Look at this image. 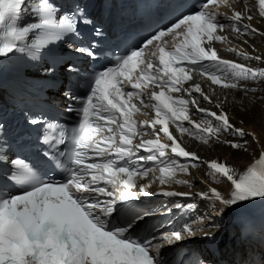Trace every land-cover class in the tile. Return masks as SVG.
Here are the masks:
<instances>
[{
    "label": "snow or ice",
    "instance_id": "snow-or-ice-1",
    "mask_svg": "<svg viewBox=\"0 0 264 264\" xmlns=\"http://www.w3.org/2000/svg\"><path fill=\"white\" fill-rule=\"evenodd\" d=\"M221 3L229 6L227 0H204L195 14H181L154 30L140 46L115 56L110 65L90 75L84 95H74L69 87L64 93L69 100L67 119L57 124L59 135L54 143L49 144L52 125L47 118L25 113L27 124L44 126L41 143L49 147L42 159L54 162L64 174L59 180L42 179L25 167L7 177L9 183L14 180L26 187L21 192L0 189V264H168L165 249L198 233L201 239H215L214 233L191 223L162 231V225L151 223L154 212L141 207L140 202L153 195H194L163 187L151 190L157 182L160 186L175 183L194 187L178 179V174H190L191 167L205 164L196 152L182 146L170 131L172 126L181 134L198 135L204 143L213 140L237 151L246 150L247 133L235 127L222 104H216L218 111L201 108L198 97L210 104V96L200 84L185 87L194 72L222 89H238L239 81L264 80V68L221 59L212 46L225 39L218 34L225 29L216 11ZM259 15L264 17V0H259ZM28 17L31 20L22 23ZM242 18V12L232 13V29L256 34L258 29L241 26ZM88 26H92L94 39L75 46L67 42L66 46L77 56L96 62L102 54L104 33L90 18L87 0H73L69 9L57 6L54 0H0V60L19 54L40 64L57 42L66 41L68 36L84 40L81 28ZM231 51L248 60L260 59ZM56 66L53 60L44 68L45 73H54ZM65 68L68 73L79 72L75 63H67ZM173 93H185L190 99ZM190 105L203 113L207 122L191 120ZM148 110L154 115L149 116ZM138 115L146 118L138 120ZM185 122L194 131L185 127ZM4 130L0 123V134ZM222 132L237 139L221 141ZM10 162L15 166L21 160ZM148 162L153 166L146 167ZM206 167L230 182L227 195L211 186L197 194L210 202L211 212L223 216L264 200V152L238 177L217 159L208 161ZM216 202L221 205L219 211ZM169 213L166 210L164 214ZM198 264L208 261L201 258Z\"/></svg>",
    "mask_w": 264,
    "mask_h": 264
},
{
    "label": "bare ground",
    "instance_id": "bare-ground-1",
    "mask_svg": "<svg viewBox=\"0 0 264 264\" xmlns=\"http://www.w3.org/2000/svg\"><path fill=\"white\" fill-rule=\"evenodd\" d=\"M253 24H259V29L261 30V33L259 34H244L242 35L241 33H237L234 32V34H230V38L231 40H233V43L231 45L225 46L224 48H226L227 52L233 56V57H239L243 60H245L248 63H253L255 66L257 67H264V35H262V33H264V24L258 23L256 21L253 22ZM248 39V40H247ZM231 49H236L237 52H241L244 51L246 52L249 56L252 57H259L260 59H245L243 56L237 55L236 52L231 51ZM259 81H264V80H256L255 82L249 80L245 83V81H239V88L241 86H248L250 88H256V91H253V93L251 91H247L244 95H242V92L244 91L243 89H237V90H233V89H222V88H214L213 91H211L210 86L206 83V80H204L203 78H198L196 81V84H200L202 90L210 96L211 98V103L209 104L208 102H204L202 97H198V94H195L199 99H200V104L199 105H205L207 106V108L211 111H218V109L216 108V104L220 103L222 104L223 110L229 115V112L232 113V117L233 118H237L240 117L241 120L243 119H248V115L246 114V110L251 109V110H258L259 109V102L258 100H262V97H264V82H262L263 84L259 85L256 84ZM250 85H254V86H250ZM185 87H191L188 83L185 84ZM60 89V87H59ZM256 93L260 94V97L257 98L255 95ZM223 94L225 95L223 97ZM253 94V95H252ZM218 95V96H217ZM246 95V96H245ZM260 103H263V101H261ZM240 107H245V111H242ZM262 110H260V113ZM232 120V119H231ZM233 121V120H232ZM205 122V121H204ZM238 125H245L248 128H252L249 129V132L253 135V137H257L259 139V131H257L255 128H253L250 124H247L245 122H237ZM224 134V132L222 133ZM212 144L214 145H220L223 146V144H218L213 140H210ZM260 145L255 146L257 143H254L253 146L256 147V151L259 148H264V146L262 145L261 140H258ZM195 143L198 145V141H195ZM196 148H198V146H196ZM254 148V147H253ZM227 152L232 154V155H238L236 157V159L234 160V164L238 165L240 164L242 161L241 159H244L243 154H241V152H238L234 149L231 148H227ZM205 154L204 152H202V155ZM179 163H181L178 160ZM192 168V169H191ZM190 168V174H180L183 177H191V175H195L197 176V172H203L202 171V166L201 167H197L196 169L194 167ZM178 185V184H177ZM180 187H186V185H179ZM188 190H191V187H187ZM223 191V190H222ZM221 191V192H222ZM204 207L205 205H202L198 200H195V210L199 213V214H203L204 212ZM201 208V210H200ZM221 208V207H220ZM188 217V215H184V216H179L176 218V220L180 221L181 219ZM179 244L183 245L184 242H180ZM262 251H264V248H261ZM203 258L206 259L208 261V264H226V257L224 256H218L212 252H206L203 255Z\"/></svg>",
    "mask_w": 264,
    "mask_h": 264
},
{
    "label": "rangeland",
    "instance_id": "rangeland-1",
    "mask_svg": "<svg viewBox=\"0 0 264 264\" xmlns=\"http://www.w3.org/2000/svg\"><path fill=\"white\" fill-rule=\"evenodd\" d=\"M244 94L245 93H243L242 95H244ZM255 96L257 98H259L260 97V94L259 93H256ZM261 101H263V103H260ZM258 102H259L258 103L259 104V106H258L259 109L258 110L257 109L256 110H251V109L246 110V114L249 116L248 119L241 120L240 117H237V118L241 122H245L247 124H250L253 128H255L257 131H259V139L261 140L262 145L264 146V97H262V100H258ZM241 110L242 111H245V107H243V109H241ZM260 110H262L263 112L261 111L262 113H260ZM249 129H252V128H249ZM204 148H206L208 151H214L215 150V149H211L210 146H206ZM217 153H218V151H216V154ZM220 153L225 154V149L222 148L221 151H220Z\"/></svg>",
    "mask_w": 264,
    "mask_h": 264
}]
</instances>
